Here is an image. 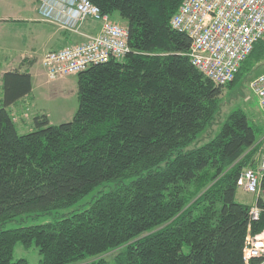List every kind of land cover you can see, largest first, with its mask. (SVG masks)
Wrapping results in <instances>:
<instances>
[{"label":"trees","instance_id":"trees-1","mask_svg":"<svg viewBox=\"0 0 264 264\" xmlns=\"http://www.w3.org/2000/svg\"><path fill=\"white\" fill-rule=\"evenodd\" d=\"M89 1L125 22L129 53L77 75L70 122L36 115L20 134L7 109L31 93V76H2L0 264H28L13 260L18 243L36 248L39 264H244L248 227L259 234L264 212L251 223L250 206L235 195L263 130L236 109L197 143L220 110L222 87L191 65L190 39L170 26L184 0ZM262 61L264 35L226 87ZM94 193L61 219L3 230Z\"/></svg>","mask_w":264,"mask_h":264},{"label":"built area","instance_id":"built-area-1","mask_svg":"<svg viewBox=\"0 0 264 264\" xmlns=\"http://www.w3.org/2000/svg\"><path fill=\"white\" fill-rule=\"evenodd\" d=\"M36 11L40 21L71 33L87 20L99 23L98 33L85 36L80 44L43 55L40 65L49 81L77 76L129 53L127 29L102 15L89 0H38ZM170 26L190 39L191 65L214 85L225 87L264 35V0H184ZM249 86L264 116V73ZM257 145L258 162L237 181L238 189L255 196L248 212L251 223L264 212L258 205V201L264 203V136ZM242 259L244 264H264V229L252 235L248 227Z\"/></svg>","mask_w":264,"mask_h":264},{"label":"rangeland","instance_id":"rangeland-1","mask_svg":"<svg viewBox=\"0 0 264 264\" xmlns=\"http://www.w3.org/2000/svg\"><path fill=\"white\" fill-rule=\"evenodd\" d=\"M37 3L38 0H0V21L1 19L9 20L0 22V26H3V31L0 32V55L2 57L7 56V58L12 59L23 54L27 57H34L39 62L43 55L52 48L53 32L60 35L64 33V44L66 43V45L71 43L80 44L85 41L86 37L81 33V29L86 24L88 26L91 21L87 20L75 33L66 32L40 20L34 21L37 18L34 12ZM15 19H19L20 21H16ZM110 19L112 22L126 28L125 22L117 14H114ZM84 29L86 28L84 27ZM73 38L77 40L74 42ZM37 69L41 74L33 79V94L38 108L30 107L24 112L20 111L18 112L19 114L16 113V116L10 114L13 122L17 123L19 133H24L32 127V119L36 113L44 111L50 117L53 125H59L70 122L78 108L76 92H70V89H76L77 83L74 80L75 77H65L66 79L62 78L65 81L59 79L52 82L46 78L44 70L41 66L39 67V64L37 65ZM262 73H264V61L260 65L253 66L246 72L244 71L239 82L234 86L222 87L219 97L220 110L215 116L213 124L198 139V144H203L212 138L218 132L228 114L236 109L242 110L247 115L251 124L260 127L263 130L264 136V116L258 105V100L249 86L250 82ZM57 86L60 87V90H58ZM61 90L66 92H61ZM194 146L192 145L191 148ZM259 146L257 144L253 146V150L256 152L254 156L258 153ZM107 188L105 187L101 190H107ZM92 196H95V193L69 209L40 215L28 214L18 216L12 222L4 225L3 230L42 225L61 219L72 212L86 208L92 201ZM235 199L237 202L249 205L255 202L254 195L244 193L238 188ZM19 259L26 260L28 264H39V255L36 248L30 247L26 249L20 243L15 246L13 252V260ZM91 261L87 260L79 264H89Z\"/></svg>","mask_w":264,"mask_h":264},{"label":"crops","instance_id":"crops-1","mask_svg":"<svg viewBox=\"0 0 264 264\" xmlns=\"http://www.w3.org/2000/svg\"><path fill=\"white\" fill-rule=\"evenodd\" d=\"M34 12L36 13V16H37L36 8L34 9ZM37 18H38V16H37ZM37 18L34 21H39V19H37ZM1 21L6 22V21H9V20L1 19ZM16 21H20V20L17 19ZM2 27L3 26H0V32L3 31ZM84 27L86 29H84ZM81 30H82L81 33L83 34V36L95 35V34L98 33L99 23L91 21L88 26L86 24L85 26L82 27ZM63 34L60 35V34H57L56 32H53V36H52L53 37V45H52V48L50 49V51L60 50L62 48H65L67 46H70V45L74 44V43H71V44H68V45H66V43L64 44L65 35H63ZM73 39H74V42L77 40L75 38H73ZM40 61L38 62L37 59H35L34 57H27L26 55H23V54H21L20 56H18L16 58H12V59L11 58H7V56L2 57L0 55V103H1V100H2V96H3L2 81L1 80H2V76H3L4 73L9 72V71H13V70H18L19 72H25L26 71L31 76V83H32V91H31V93L29 95L23 97L19 101H17L16 103L11 105L10 107H8L7 110L9 111V113L11 115L16 116V113H18L20 111L24 112V111L28 110V108H30V107H34V108L37 107L38 108L37 102H36V98H35V96L33 94L34 93V90H33V79L37 75L41 74V72H39L38 69H37V65L38 64H39V67L41 66L40 65ZM70 77H75L74 80L77 83V76H70ZM69 78H67V79H69ZM65 79H62L61 81H65ZM57 88H58V90H60V87L57 86ZM62 91L66 92L64 90H61V92ZM70 92H74V93L76 92V97H77V84H76V89H74V90L70 89ZM39 109H41V108H39ZM36 115H45V116H47V118L49 120V123L51 125H53L52 122H51L50 117L44 111H41L40 113H36L34 116H36ZM32 121H33V119H32ZM14 124H16L15 126H16L17 131H18L17 123H14ZM32 127H33V122H32ZM32 127H30L29 130L24 132V133H27V132L31 131ZM24 133H20V134H24ZM258 160H259V157H258V153H257L255 158H254L255 165L258 162ZM246 205H249V204H246ZM249 206H251V205H249Z\"/></svg>","mask_w":264,"mask_h":264},{"label":"bare ground","instance_id":"bare-ground-1","mask_svg":"<svg viewBox=\"0 0 264 264\" xmlns=\"http://www.w3.org/2000/svg\"><path fill=\"white\" fill-rule=\"evenodd\" d=\"M180 6H181V5H180ZM179 8H180V7H179ZM178 10H179V9H178ZM177 12H178V11H177ZM177 12H176V13H177ZM176 13H175V14H176ZM175 14H174V15H175ZM185 35H186V34H185ZM187 37H188V36H187ZM246 255H247V254H246Z\"/></svg>","mask_w":264,"mask_h":264}]
</instances>
